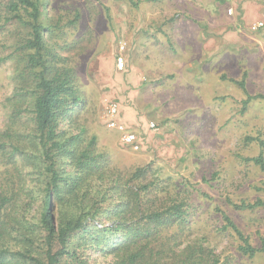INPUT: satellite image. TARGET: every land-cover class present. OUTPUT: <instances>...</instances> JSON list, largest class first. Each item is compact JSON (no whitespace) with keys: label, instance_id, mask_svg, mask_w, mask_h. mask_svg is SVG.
Returning a JSON list of instances; mask_svg holds the SVG:
<instances>
[{"label":"rangeland","instance_id":"1","mask_svg":"<svg viewBox=\"0 0 264 264\" xmlns=\"http://www.w3.org/2000/svg\"><path fill=\"white\" fill-rule=\"evenodd\" d=\"M8 1L0 0V142L11 127L31 123L25 110L13 115L18 93L32 80L18 48L28 29L7 22ZM234 1L43 0L41 20L53 28L46 43L63 58L54 65L78 72L86 99L78 120L97 134L100 147L120 167L152 160L171 191L195 184L203 195L194 199L192 229L207 236L219 262L264 264L263 254L239 253L241 240L222 228L216 210L261 245L264 207L236 210L229 201L264 200V173L243 160L258 154L257 138L264 142V100L253 99L243 110V91L221 76L245 74L247 91L264 94V0ZM111 118L140 134L142 144L123 146ZM23 168L35 177L29 164ZM90 252L91 264H111L110 257Z\"/></svg>","mask_w":264,"mask_h":264},{"label":"trees","instance_id":"2","mask_svg":"<svg viewBox=\"0 0 264 264\" xmlns=\"http://www.w3.org/2000/svg\"><path fill=\"white\" fill-rule=\"evenodd\" d=\"M7 6V22L28 29L18 48L25 51L19 59L32 87L18 93L13 111L15 116L27 111L31 123L11 127L0 142V264H91L90 251L110 257L111 264H221L207 236L192 229L194 199L203 191L187 182L171 191L152 160L120 167L100 147L97 134L78 120L85 108L84 91L74 67L54 65L63 58L46 43L53 28L41 20L43 0H9ZM221 78L241 88L243 110L253 99L264 100V94L247 91L245 74L239 80ZM135 136L141 145V135ZM256 140L258 154L243 160L264 173V142ZM26 164L33 179L23 168ZM229 202L236 210L264 207L261 198ZM216 210L222 228L241 240L239 253L264 255V237L261 245H253L225 210Z\"/></svg>","mask_w":264,"mask_h":264},{"label":"built area","instance_id":"3","mask_svg":"<svg viewBox=\"0 0 264 264\" xmlns=\"http://www.w3.org/2000/svg\"><path fill=\"white\" fill-rule=\"evenodd\" d=\"M110 113L111 115H115L117 113V107L115 105H111L110 107ZM108 125L110 127H115V128H118L119 131H122L123 132V141L125 144L127 145H131L132 147L134 148H137L138 144L136 143V136H135V133L134 132H129V131H125V128L117 123L113 118H111L109 120V123Z\"/></svg>","mask_w":264,"mask_h":264},{"label":"crops","instance_id":"4","mask_svg":"<svg viewBox=\"0 0 264 264\" xmlns=\"http://www.w3.org/2000/svg\"><path fill=\"white\" fill-rule=\"evenodd\" d=\"M233 1V0H232ZM237 1H239V0H235L234 2H237Z\"/></svg>","mask_w":264,"mask_h":264}]
</instances>
